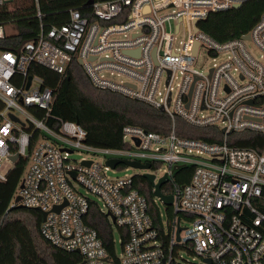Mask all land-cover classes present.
Masks as SVG:
<instances>
[{
    "label": "built area",
    "instance_id": "2783aa9c",
    "mask_svg": "<svg viewBox=\"0 0 264 264\" xmlns=\"http://www.w3.org/2000/svg\"><path fill=\"white\" fill-rule=\"evenodd\" d=\"M246 1H94L90 16L71 9L67 24L42 25L34 39L17 46L4 42L6 26L0 23V181L20 157L28 159L12 206L45 211L41 233L53 245L79 252L84 259L80 264H116L97 230L86 223L96 203L113 226L127 230L126 238L120 236L122 252H116L119 264H183L182 250L200 264H264V153L228 143L232 132L264 133V11L248 33L225 41L199 27L210 13ZM11 2L0 0V6ZM37 15L42 16L39 10ZM250 41L260 56L251 52ZM202 49L214 60L207 71L196 66ZM75 59L82 60L96 87L163 107L172 120L171 131L126 125V147L107 148L87 143V131L76 121L57 117L54 129L48 123L53 90L29 73L30 66L37 63L62 75ZM40 110L45 111L42 117ZM177 117L197 127H217L222 138L207 142L179 136ZM75 151L107 158L105 163L88 155L71 159ZM112 158L150 162L155 181L161 167L153 164H164L160 177L167 174V183L175 166L195 167L188 183L172 184L175 212L194 218L186 220L189 225L179 241L181 219L174 220L169 249L158 238L146 197L132 186L133 176L108 174L119 167L107 164ZM4 161L12 164L5 173ZM114 243L116 247V238Z\"/></svg>",
    "mask_w": 264,
    "mask_h": 264
},
{
    "label": "trees",
    "instance_id": "16d2710c",
    "mask_svg": "<svg viewBox=\"0 0 264 264\" xmlns=\"http://www.w3.org/2000/svg\"><path fill=\"white\" fill-rule=\"evenodd\" d=\"M89 0H13V6H0V23L11 25L15 33L7 34L4 42L8 46H17L24 40L34 39L43 25L45 29L67 24L70 10L79 9L83 15L90 16ZM106 1V0H94ZM38 10L42 16L37 15ZM264 11V0H248L240 8L212 12L199 27L219 41L240 37L248 33ZM31 75L43 78L45 87L53 90L49 125L58 129L57 117L78 122L87 131V143L97 147L124 148L123 128L126 125L141 126L149 131L168 134L172 120L165 111L155 108L147 102L129 98L108 89L96 87L88 77L83 66L75 59L64 74L33 63ZM2 104L0 103V108ZM40 117L44 110L38 111ZM176 133L179 136L201 139L207 142L220 141L222 132L217 127H197L183 118H176ZM231 146L253 148L264 153V133L254 131L232 132L228 136ZM28 164V159L20 157L5 181H0V264H80L83 256L77 251H67L53 245L41 233L42 213L20 204L12 206ZM125 165H119L123 167ZM161 163L155 162L158 169ZM118 167V168H119ZM193 165L179 167L173 179L162 186V192L172 193V184L183 186L188 183ZM132 186L143 194L148 202V212L154 226L159 231V240L165 248L169 247L173 232V222L191 220L193 215L175 212L173 206H165V216L154 196V187L142 173L133 175ZM165 217V218H164ZM86 223L97 230L103 240L109 256L119 264L116 257L113 226L107 214L101 212L96 203L91 204ZM120 236L127 237V230L116 227ZM169 249V248H168ZM177 248H174L176 252Z\"/></svg>",
    "mask_w": 264,
    "mask_h": 264
},
{
    "label": "rangeland",
    "instance_id": "374dc122",
    "mask_svg": "<svg viewBox=\"0 0 264 264\" xmlns=\"http://www.w3.org/2000/svg\"><path fill=\"white\" fill-rule=\"evenodd\" d=\"M17 1L18 0H16V3H17ZM9 5L13 6V2H11ZM5 29H6V33L7 34L15 33V29L11 25H7ZM183 36H184L183 31H181V32H179L177 34V38H176V41H175V46L176 47L179 46V41L181 39H183ZM248 46H249L251 52L254 55L260 56L261 52L254 45L253 42H251V41L248 42ZM213 62H214V60L212 59V57L207 56L206 53H205V50L202 49L201 50V55L197 59L196 66L199 69L203 70V71H207L208 68L212 65ZM108 76L110 78L114 79V80H117V81H120V80L123 79V77L118 76V75H108ZM82 155H88V156L92 157L95 161H97L99 163H105L106 158H107V156H105L104 154H101V153H96V154L83 153V154H79L78 151H75L74 153H72L70 155V158L71 159H75V160H80ZM11 167H12V164H10L8 161H4L3 167L1 168V171L3 173H5ZM163 168H165L164 164H162L161 170H159L157 172L158 178L162 175ZM144 172H145L144 169L134 168V167H131V166H123V167L116 168L115 170H109L108 174L111 177H113V178H116V177L122 178V177H124L126 175L133 176L135 174H138V173L142 174ZM156 201H157L158 205L161 208V212H162L163 216H165V213H166L165 212V205L161 201H159V199H156ZM188 225H189L188 221H186V220H182L181 221V226L182 227H185V226H188ZM114 235H115V238H116V252H117L118 255H120L121 252H122V247H121V244H120V235H119V232H118L116 227H115ZM181 253H182L183 258L185 259L183 264H200L199 258H195V256L191 252H189L187 250H182Z\"/></svg>",
    "mask_w": 264,
    "mask_h": 264
},
{
    "label": "water",
    "instance_id": "95a60500",
    "mask_svg": "<svg viewBox=\"0 0 264 264\" xmlns=\"http://www.w3.org/2000/svg\"><path fill=\"white\" fill-rule=\"evenodd\" d=\"M94 2V0H89L87 2L88 5H91ZM242 6L241 3L235 4L234 8H240ZM197 23V22H196ZM249 35L245 36L246 39H249ZM198 45H195V53L197 51ZM155 52V51H154ZM79 63H82V60H79ZM31 82V77H29V82H28V86L30 85ZM161 111H164V108L162 107L160 109ZM13 119H16L14 116H12ZM139 143V142H138ZM17 156H12V160H16ZM86 164H90L91 161H86ZM107 164L110 165L112 168H116L118 165H125V166H131L134 168H139V169H144L145 172L143 173L148 180L152 183L153 187H154V196L155 197H159L162 201V203L165 206H171L173 204L174 201V197L172 194H165L162 192V186L168 182L169 177L167 174H165L164 176L158 178L157 181H155V174L149 172V169L152 167V164L150 162H146V163H142L140 161H136V160H128V159H123V158H112L109 159L107 161ZM180 166L177 165L174 167V169H178ZM20 187H23V184L20 185ZM20 200V196L16 197V202H18ZM61 207H57L55 209L59 210ZM109 215H111L110 213H108ZM47 213L45 211H42V216H43V220L46 218ZM112 220H115L114 216L111 215ZM183 229L182 226H178L177 231H176V239L179 241L180 240V232Z\"/></svg>",
    "mask_w": 264,
    "mask_h": 264
}]
</instances>
